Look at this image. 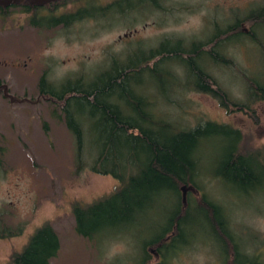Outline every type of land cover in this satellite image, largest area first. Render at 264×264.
<instances>
[{
    "label": "rangeland",
    "instance_id": "rangeland-1",
    "mask_svg": "<svg viewBox=\"0 0 264 264\" xmlns=\"http://www.w3.org/2000/svg\"><path fill=\"white\" fill-rule=\"evenodd\" d=\"M261 2L264 0H167L163 5L166 11L141 7L110 19L106 25L84 19L67 30L30 27L19 12L0 20V219L10 228L22 227L17 236L0 237V264H6L10 254L18 251L44 222L59 239V249L50 264H135L141 258L142 243L161 231L174 210L172 198H159L111 232L91 239L75 233L71 205L87 204L108 194L117 181L90 172L87 164L76 170L73 138L59 107L39 93L41 75L45 72L48 80L43 84L46 93L48 89L59 93L76 80L86 86L110 67L112 54L123 63L125 49H131L129 55L133 56L136 45L142 44L144 49L163 36L204 39L234 16L243 19ZM78 4H68L61 11H71ZM242 22L245 30L249 28L248 22ZM252 30L262 46L247 38L228 39L217 47V53L223 52L232 65L214 64L209 59L205 62V70L235 102L247 99L246 79L264 82V25L253 26ZM162 68L156 67L155 73ZM155 73L145 71L130 82L131 87L142 82L140 88L144 86L142 91L153 100L156 113L187 127L205 121L230 125L240 133V152L264 151V99L250 103L249 114L225 111L210 96L183 91L185 84L169 87ZM181 76L178 73L182 80ZM171 99L177 104H170ZM83 126L82 160L89 164L97 147L92 145L84 120ZM232 144L230 137L219 133L204 137L198 150L203 162L197 179L201 191L223 208L240 252L264 262V181L248 190L213 176L218 161ZM195 216L199 224L196 232H192L190 222L186 227L187 240L192 243L179 247L167 258V264H223L219 239L203 215ZM226 252L227 260L231 253Z\"/></svg>",
    "mask_w": 264,
    "mask_h": 264
},
{
    "label": "trees",
    "instance_id": "trees-1",
    "mask_svg": "<svg viewBox=\"0 0 264 264\" xmlns=\"http://www.w3.org/2000/svg\"><path fill=\"white\" fill-rule=\"evenodd\" d=\"M166 1L110 0L100 3L97 0H49L39 4L35 0H11L7 4L0 3V20L19 12L24 14L30 27L67 30L73 23L84 19L106 25L110 19L123 17L141 7L166 11L163 6ZM72 3L79 4L71 11H61ZM242 21L248 22L249 28L245 30ZM258 25H264V2L253 6L243 19L234 16L204 39L187 41L163 36L157 44L146 45L144 49L142 44L136 45L133 56L129 55L131 49H125L123 63L112 54L111 68L99 72V77L86 86L76 80L75 84L59 93L52 89L46 93L43 84L48 80L45 72L41 75L39 93L59 107L64 125L73 138L76 170L87 164L90 172L109 175L117 181V186L108 194L87 204L74 202L71 205L76 234L91 239L99 233L111 232L146 204L151 207L159 198H172L174 210L161 231L142 243L141 258L135 264H167V258L179 247L192 243L187 240L186 227L190 222L192 232H196L199 224L194 219L197 213L203 215L204 222L219 239V255L223 264H264L257 256L240 252L228 230L223 208L201 191L197 179L199 165L203 162L198 150L204 137L210 133H219L233 140L232 146L218 161L213 176L240 189L252 190V186L264 181V151L240 152V133L227 124L205 121L187 127L163 118L154 111L153 100L142 91L144 86L140 88L142 82L132 87L130 82L145 71L155 73V68L162 66L155 74L163 83L168 82L169 87L185 84L183 91L206 94L225 111L249 114L250 103L264 99V82L246 79L247 99L235 102L205 70V62L209 59L214 64L231 66L230 58L223 52L217 53V47L228 39L247 38L262 46L255 30H252ZM178 73L182 74V80ZM168 102L177 104L176 99ZM83 120L88 123L92 145L97 147L89 164L82 160ZM181 186L189 189L182 194ZM21 231V226L10 228L0 219L1 238L17 236ZM58 249L59 239L55 230L44 222L34 229L18 251L10 254L6 264H50ZM226 251L231 253L227 260Z\"/></svg>",
    "mask_w": 264,
    "mask_h": 264
},
{
    "label": "water",
    "instance_id": "water-1",
    "mask_svg": "<svg viewBox=\"0 0 264 264\" xmlns=\"http://www.w3.org/2000/svg\"><path fill=\"white\" fill-rule=\"evenodd\" d=\"M10 1H11V0H4V1L0 0V3H2V4H7V3H9ZM47 1H49V0H46L45 2H47ZM37 3L41 4V3H44V2H37ZM180 189L182 190V194H184L185 189H189V187H186V188H185V186H181Z\"/></svg>",
    "mask_w": 264,
    "mask_h": 264
}]
</instances>
